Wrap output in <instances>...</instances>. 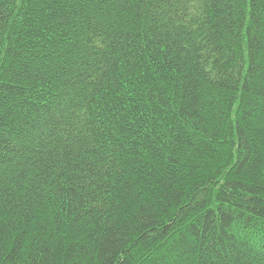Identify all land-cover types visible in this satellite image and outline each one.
<instances>
[{
	"label": "trees",
	"instance_id": "1",
	"mask_svg": "<svg viewBox=\"0 0 264 264\" xmlns=\"http://www.w3.org/2000/svg\"><path fill=\"white\" fill-rule=\"evenodd\" d=\"M0 264H264V0H0Z\"/></svg>",
	"mask_w": 264,
	"mask_h": 264
}]
</instances>
